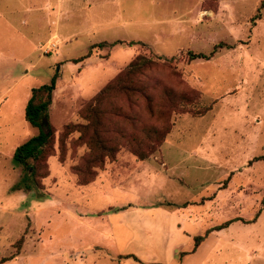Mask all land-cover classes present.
Here are the masks:
<instances>
[{
    "label": "rangeland",
    "instance_id": "obj_1",
    "mask_svg": "<svg viewBox=\"0 0 264 264\" xmlns=\"http://www.w3.org/2000/svg\"><path fill=\"white\" fill-rule=\"evenodd\" d=\"M190 1L185 7L178 4L171 13L170 37L157 31L160 9L152 11L149 0H143L138 11L126 9L124 19L128 23L124 28L95 34H87L85 27L81 31L76 28L71 41L56 38L57 55H45V39L52 33H45L44 12L29 5L40 8L45 1L0 0V101H4L0 105V259L10 256L0 264L119 263L107 258L115 257L107 242L102 250L98 244L88 245L89 232L81 238L78 218L82 213L88 215L86 218L94 217L92 210L138 198L114 191V203L111 197L99 196L87 203L75 200V190L81 188L70 166L85 151L84 145L72 148L67 140L65 161L60 162L58 154L48 157V175L29 189L20 181L23 171L12 154L15 147L38 132L18 113L26 86L47 84L55 76L48 114L57 138L65 123L76 120L79 108L137 54L159 63L145 73V78L178 91L196 90L206 103L213 102L212 109L201 116L190 112L171 115L170 132L142 162L161 173L159 180L151 182L154 186L146 188L151 203L142 206L166 201L185 205L181 211L193 222L184 224L187 232L192 236L207 230L212 235L218 232L213 236L222 240V249L212 255V264H244V253L239 262L238 248H234L242 245L256 250L255 259L264 264V159L253 160L264 156V8L259 12L257 6L249 9L255 0ZM131 2L125 0L127 7ZM168 28L162 26L164 31ZM132 37L141 39L132 40L133 47L116 45L118 48L111 50L105 44L98 46L102 42L98 40ZM218 42L229 47L218 48L208 59H188V50L209 53ZM86 54L89 56L79 62L83 63L79 68L72 59L56 63L61 58ZM135 158L122 147L113 161H106L97 170L90 183L116 179L114 182L121 181L127 187L136 170L144 173ZM18 183L22 185L16 189ZM140 193L143 195L144 190ZM94 214L100 216L101 212ZM86 218L82 217L84 222ZM232 220L236 222L229 231L217 229ZM192 236L182 238L181 250L192 248ZM232 237L235 241L228 240ZM213 239L209 237L205 244H213ZM126 248L138 251L137 245ZM199 260L193 257L187 264ZM127 262L137 264L131 259Z\"/></svg>",
    "mask_w": 264,
    "mask_h": 264
},
{
    "label": "trees",
    "instance_id": "obj_2",
    "mask_svg": "<svg viewBox=\"0 0 264 264\" xmlns=\"http://www.w3.org/2000/svg\"><path fill=\"white\" fill-rule=\"evenodd\" d=\"M117 43L122 41L109 44L101 42L98 46H113ZM133 43L129 41L127 44ZM227 46L229 47L226 43L218 42L209 53L188 50L187 56L189 60L208 59L218 48ZM88 56L82 55L73 61L76 63ZM161 58L167 62L171 60ZM158 64L153 58L137 54L79 108L76 120L65 123L57 138L48 114L55 76L49 83L31 88L24 117L38 132L18 145L12 154L14 162L23 171L20 181L25 182L24 187L29 189L38 186L39 179L48 175V157L58 154L59 161H65L67 140L72 148L85 146V151L70 166V171L77 185H86L95 179L97 170L106 161L115 159L122 147L137 160L148 159L170 132L173 113L190 112L194 116H201L212 109L213 102L206 103L202 94L196 90L178 91L164 85L158 86L156 81L145 78V73ZM73 133L76 135H71ZM263 159L264 156L253 158ZM21 185L18 183L16 189ZM164 205L174 206L170 201L164 202ZM228 223L229 221H225L217 229L226 227ZM208 233L209 230L193 237V249ZM20 241L21 238L17 241L18 244ZM123 257L140 261L133 254ZM9 258L10 256L2 257L0 263Z\"/></svg>",
    "mask_w": 264,
    "mask_h": 264
},
{
    "label": "crops",
    "instance_id": "obj_3",
    "mask_svg": "<svg viewBox=\"0 0 264 264\" xmlns=\"http://www.w3.org/2000/svg\"><path fill=\"white\" fill-rule=\"evenodd\" d=\"M45 4L40 8H35V4L31 3L30 9L43 11L44 18L46 20L45 23V33L51 34L49 38L45 39V44L49 41H54L57 43V48L54 49L50 54L55 53L58 49V40L56 38L65 37L64 39H68L69 41L72 38H75V35L80 28L85 27L86 33L95 34L99 31H107L113 30L115 28H124L127 25V21L124 19L126 9L130 8L132 11H138L141 9V4L143 0H132L131 6L127 7L125 0H43ZM131 1V0H130ZM243 1V0H242ZM240 2V1H238ZM190 0H149V4L151 6V10L154 11L157 8L160 9L161 18L159 23L156 25H160L159 30H157L161 34H165L166 37H170L171 34V26L169 19L171 17V13L176 9L178 4L184 5L191 4ZM257 6V7H256ZM256 7V12L262 11L264 8V2L262 0H255L254 4L249 8ZM133 19L134 18L133 16ZM259 19V18H258ZM168 20V21H167ZM132 22V21H130ZM134 23H139V20H134ZM76 24L78 26H76ZM75 25V26H74ZM162 26H168L169 30H162ZM68 27H73L71 30ZM67 28V30L65 29ZM65 31L63 32V30ZM161 29V31H160ZM61 31L63 33H61ZM81 31V30H80ZM65 35V36H60ZM165 37V38H166ZM125 39H131L129 41L133 42L139 41V38H117L113 41L106 40H98L102 42H108L106 44L112 43L114 41H122V43L114 44L113 47L122 46H132L133 44H124ZM63 40V39H62ZM133 40V41H132ZM97 41V42H98ZM101 43V42H99ZM118 45V46H116ZM124 45V46H123ZM133 47V46H132ZM122 50V49H121ZM134 51V50H133ZM217 52V50L215 51ZM214 52V53H215ZM48 54V55H50ZM80 57V56H78ZM61 58L58 59L56 63H63V61H71L76 64L77 67H81L82 64L79 62H74L73 59L78 58ZM87 58V57H86ZM85 59V58H84ZM199 59V58H198ZM65 61V62H66ZM86 64V63H85ZM89 64V63H88ZM91 65H93L90 62ZM101 65V64H100ZM60 67V66H59ZM120 67L116 68L119 70ZM115 69V70H116ZM28 70L25 71L26 76H28ZM31 88L29 86L25 87V92L22 95L20 106L18 107V113L24 115V109L26 102L30 96ZM55 91V90H54ZM54 95V92H53ZM3 97V96H2ZM6 96H4L5 98ZM1 100V99H0ZM4 101H0V105H2ZM19 104V103H18ZM12 107V105H11ZM25 122L26 119L24 117ZM33 136V135H32ZM31 136H29L30 138ZM28 139V138H27ZM16 148V147H15ZM15 150V149H14ZM131 154V153H130ZM132 155V154H131ZM0 156L1 153H0ZM136 159V158H135ZM137 160V159H136ZM140 162V169L144 170V173H139L137 170L134 172V179H131L130 184L125 186V183L121 184L118 182H114L115 180L106 181L105 184L101 182H93L88 183L86 185H79L80 190H75V200H79L81 203H87L88 200H91L93 197L99 196L101 198L111 197L109 198L114 203V199L112 193L114 191L120 193H132L134 194L138 200H130L121 205H113L107 206L105 209L101 210H92L90 212V218H86L88 215L86 213H82L79 215L78 227L77 229H82V233L80 234L81 238H85L89 233L90 238L88 245L98 244L102 246V250H104L105 244L108 243L110 248L114 250L115 257L107 256L111 260H118V264H127L128 260H133L137 264H187L191 258L196 257V261L200 259L197 264H212V255L215 253H219L221 251V239L218 237H214L211 233L207 234L204 240L195 248L193 246L190 250L183 251L182 245L180 241L183 237H191V233L187 232L184 229V224L193 223L190 221L188 216L181 211L184 206L176 205L172 206V209L166 208L162 204H151L148 206H142V204H150L151 198L147 195V189L151 188L154 185L151 182H155L159 180L161 173L154 172L150 168H147L145 164L142 162L146 160H137ZM74 177V175H73ZM75 180V178H74ZM140 181V182H137ZM142 182H146L141 183ZM103 182V181H102ZM132 184V185H131ZM125 186V187H124ZM139 187L144 188L143 195L140 193L141 190ZM136 190V191H135ZM117 198V197H116ZM85 200V202H84ZM174 208V209H173ZM101 212V215L98 216L94 213ZM83 218H86V222L83 221ZM110 217L114 218L115 224H113ZM76 220V219H75ZM236 220H239L236 219ZM236 220H232L226 227L220 232L229 231V226L232 223H235ZM254 222V221H252ZM76 223V222H75ZM251 223V222H249ZM77 226V223H76ZM88 230V231H87ZM89 232V233H88ZM197 235V234H196ZM192 236V240L193 237ZM209 237H213L214 243L211 245H206L205 242ZM233 240L232 238H228V240ZM83 240V239H82ZM224 240V239H223ZM130 245H137L138 251L135 253L132 250H128L126 247ZM88 246V247H89ZM234 246V248H238V258L239 262L242 257L240 254L244 253V264H258L256 259V250L249 246L242 245ZM243 249V250H242ZM131 251V252H130ZM181 252L183 255L179 256ZM200 253V254H199ZM133 254L140 261H136L131 257H123L124 255ZM179 260H178V259ZM256 258V259H255ZM232 261L231 259H229ZM193 264H195L193 262Z\"/></svg>",
    "mask_w": 264,
    "mask_h": 264
},
{
    "label": "built area",
    "instance_id": "obj_4",
    "mask_svg": "<svg viewBox=\"0 0 264 264\" xmlns=\"http://www.w3.org/2000/svg\"><path fill=\"white\" fill-rule=\"evenodd\" d=\"M57 48V43L54 41H49L46 46L43 48V54H50L54 49Z\"/></svg>",
    "mask_w": 264,
    "mask_h": 264
}]
</instances>
